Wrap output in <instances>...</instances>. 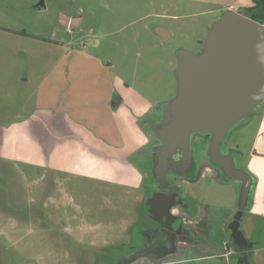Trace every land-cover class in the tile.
Instances as JSON below:
<instances>
[{
	"label": "rangeland",
	"instance_id": "1",
	"mask_svg": "<svg viewBox=\"0 0 264 264\" xmlns=\"http://www.w3.org/2000/svg\"><path fill=\"white\" fill-rule=\"evenodd\" d=\"M207 1L222 6L167 0H0V144L38 146L41 139L46 158L42 170L22 167L10 149L8 157L0 156V228L16 221L45 223V231L31 226L18 235L28 242L46 240V264H85L86 251L96 259L90 264H107L100 260L107 255L113 260L119 252L124 258L134 254L146 243L143 231L161 227L144 211L149 204L144 198L153 189L143 174L144 149L153 137L143 129V120L174 96L177 52L201 53L198 41H204L224 7L253 5L252 0ZM154 22L170 32V40L153 36L147 27ZM117 97L122 101L113 108ZM260 107L229 132L226 142L234 147L241 142L239 150L245 151ZM2 129L10 130L11 137L5 138ZM199 137L206 139L194 135L193 140ZM193 172L194 178L200 175ZM200 179L188 186L191 205L234 207L237 183L218 172ZM13 187L22 192L20 208L28 214H7L6 192ZM178 189L169 192L177 198L183 185ZM77 225L82 229L72 228ZM232 225L241 226V219L233 216ZM78 239L90 241V250L83 248L80 258L67 257L76 247L58 242L72 245ZM4 248L0 253L10 254ZM30 250L34 256L36 249Z\"/></svg>",
	"mask_w": 264,
	"mask_h": 264
},
{
	"label": "water",
	"instance_id": "2",
	"mask_svg": "<svg viewBox=\"0 0 264 264\" xmlns=\"http://www.w3.org/2000/svg\"><path fill=\"white\" fill-rule=\"evenodd\" d=\"M176 55L175 94L158 106L162 118L148 126L155 140L148 155L152 177L155 183L167 185L170 174L184 176L194 166L193 136L206 137L208 165L225 181L238 185L234 220L239 221L254 180L237 164L234 151H223L222 146L229 132L264 103V25L228 10L209 26L200 54L179 50ZM167 197L175 201V195ZM149 212L159 215L156 209ZM225 231L234 249L242 253L250 249L236 226L229 224ZM243 263L250 264L245 257Z\"/></svg>",
	"mask_w": 264,
	"mask_h": 264
},
{
	"label": "crops",
	"instance_id": "3",
	"mask_svg": "<svg viewBox=\"0 0 264 264\" xmlns=\"http://www.w3.org/2000/svg\"><path fill=\"white\" fill-rule=\"evenodd\" d=\"M167 1H178L185 3L186 5L222 6L219 3H211L207 0ZM251 6L248 4L244 7L238 8L237 6L229 5L224 7L223 10L221 9V14L230 9L236 12L242 10L243 8L249 9ZM147 29L158 39H160L159 35L163 38L164 36L167 37V35H170V32L165 29V27L156 22L149 24ZM26 36L29 37L27 34ZM31 38H35V40L40 39L35 36H32ZM255 117L253 133L251 134V137H249L248 146L245 151L242 152L239 150L241 142L235 147L234 145H230L231 148L229 149L234 151L237 164L246 169L254 180L252 194L250 196L247 210L244 212L241 218V226L237 227V229L242 233L243 238L250 246L248 251L242 253L241 251L234 249L231 239L225 231L226 227L231 224V220L233 219V216L236 212L238 199L237 188L234 207H221L202 202L198 206H193L190 204L189 200L186 199L185 207L178 209L179 211H173V213L177 214L181 219L183 226L192 232L193 237H195L194 242L191 243L185 240H179L174 242L173 246L169 248L161 247V249H159V246L156 245L152 237L151 231L146 229L147 232L143 231V233L147 240L144 247L139 251L125 258L123 257V253L119 252L118 255L115 254L113 256V260L107 255V258L100 261H103L107 264H244L243 258L245 257L246 261H248L250 264H264V103L255 114ZM28 131L29 129H22L24 134H29ZM2 132L4 136H6L5 138L11 137L10 130L2 129ZM40 142L38 143V146L24 144L23 146L19 147H14L13 145L9 146L8 144L1 146L0 144L4 152L1 153L0 156L3 155L8 157L7 154L10 149L13 151L12 156H15L20 162L23 163L24 166L22 167H34L38 169L42 168V170H45V145L42 147ZM20 151L23 153L18 155ZM203 167H206V172L202 175L206 176L208 174L207 170L210 167L207 164L203 165ZM9 168H12L14 173L19 171L18 168L14 166H9ZM35 172L36 171L34 170V174ZM217 172L218 171L216 170V174ZM8 175L9 173H7V176ZM200 178L198 181L195 180L196 182L193 184H187V187H184V189L188 190V186L191 187L200 183ZM188 192L190 194L188 196H190L189 198L192 200V194L189 190ZM6 193V199L9 200L7 214H28L20 208L23 207L20 203L21 198H23L21 191L13 187L12 191L7 189ZM38 196L39 195H37V197ZM38 199L40 200V196ZM39 205H41V203H39ZM42 206L45 207V201H43ZM144 211L146 215L151 218L147 208ZM1 213L2 212L0 211V214ZM40 225V223L38 226L30 224L24 225L16 221L10 225H4L1 227L0 236L3 237L0 238V248L6 247L7 249L4 248L5 252H9L10 254H3V252L0 253V264H46V240L43 239L41 241L40 238L37 241L28 242L23 240L24 235H18L24 230H29L31 226H35L34 229L38 230H41V226H43L42 230L45 231V223H42L41 226ZM78 225L72 228L77 230L82 229ZM62 228H66V226L63 225ZM123 228L124 230L126 229V227ZM58 245L61 247H76V250H70V252H67L66 254L67 257L70 255L72 256L73 254L75 259L80 258L77 256L84 250L83 248L86 247L88 248V251L90 250V241L87 243L81 241V239L75 240L72 245L69 242L64 243L62 241L58 242ZM31 247L36 249L33 250L34 256L31 255ZM8 249H12V251H8ZM85 253L86 255H84V258L81 260L85 264L94 263L93 261L96 259L93 260L90 258V255H88L89 252L87 253L86 251Z\"/></svg>",
	"mask_w": 264,
	"mask_h": 264
},
{
	"label": "flooded vegetation",
	"instance_id": "4",
	"mask_svg": "<svg viewBox=\"0 0 264 264\" xmlns=\"http://www.w3.org/2000/svg\"><path fill=\"white\" fill-rule=\"evenodd\" d=\"M252 7H250V8H252ZM243 9H246V8H243ZM236 12H239V11H236ZM170 37L171 36L169 35L168 37H165V38H167L166 40H164V41L161 40V41L166 42V41L170 40ZM198 43H199V46H201V48L203 50V41H198ZM121 101H122V99L117 97L116 103L114 104L113 108L117 107L121 103ZM161 118H162V114L159 112L158 106L154 107V109H150L148 114L146 115V117L143 120V124H142L143 129L145 131H148L149 124L153 120L158 121ZM154 142H155V140L153 138V141L147 142V144L145 145V149H144L145 153L144 154H147V158H146L145 163L143 164V174L145 175L146 180H148L150 182L149 184L153 188L145 196L144 202L146 203L149 200V204L146 207L147 211H149L151 209L152 210L156 209V211L159 213L158 216H154L153 214H151L149 212V215L151 216V218L153 220L156 221V223L158 225H160L162 227L161 228L158 226L156 232L152 231L151 232L152 237H153L156 245L159 246L158 247L159 249H161V247L169 248V247L173 246L174 242H177L179 240H185V241L192 243L195 241V237H193L192 232L189 231L188 228L183 226L181 219L178 217L177 214H174L173 211L185 207V205H186L185 200L190 199L189 198L190 196H188L190 194L187 193V191L184 189V186L187 187V184L195 183L196 177L200 178L201 174H204L206 172V170H205L206 167L204 168L203 165H206V164L208 165L207 159L205 156V145L207 142V138L205 139L203 137H199L198 141H195L192 139V161L194 163V166L184 176H178L174 173L170 174L168 177V180H167L168 181L167 185H163L162 183H155L154 179L152 177V174H151V159L148 155H150L149 150L153 146ZM230 145H231L230 143L225 142L224 145L222 146V150L223 151L229 150L231 148ZM139 160H141V158H139ZM208 166H210V165H208ZM193 171L199 172L200 175H198L194 178V174H192ZM207 171H208L207 175H210V176L214 175L215 176V174H216V169L212 166H210V168ZM175 181L177 183L179 182L178 186L174 183ZM188 182H190V183H188ZM181 184L183 185V189H184L183 194L178 195L177 198L175 197V201L173 202L172 200H170L169 197H167L170 194H172L169 191L172 190L173 192L174 191L177 192L179 190L178 188ZM173 195H176V194H173ZM159 196H166V198L165 197L159 198ZM156 198H159L157 200V202H156ZM151 204H152V206H151ZM167 210L170 212V215H169V213H167ZM231 224H232V220H231Z\"/></svg>",
	"mask_w": 264,
	"mask_h": 264
},
{
	"label": "trees",
	"instance_id": "5",
	"mask_svg": "<svg viewBox=\"0 0 264 264\" xmlns=\"http://www.w3.org/2000/svg\"><path fill=\"white\" fill-rule=\"evenodd\" d=\"M253 7L249 9H242L239 11L240 14L264 25V0H252ZM255 11V13H253ZM21 35L26 36L25 33Z\"/></svg>",
	"mask_w": 264,
	"mask_h": 264
},
{
	"label": "built area",
	"instance_id": "6",
	"mask_svg": "<svg viewBox=\"0 0 264 264\" xmlns=\"http://www.w3.org/2000/svg\"><path fill=\"white\" fill-rule=\"evenodd\" d=\"M66 26H67V28L71 27V21H70V20H68V21L66 22Z\"/></svg>",
	"mask_w": 264,
	"mask_h": 264
}]
</instances>
